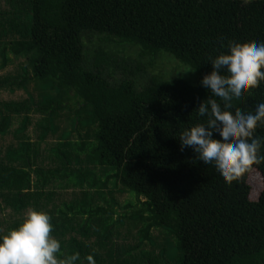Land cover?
Masks as SVG:
<instances>
[{
  "label": "trees",
  "instance_id": "obj_1",
  "mask_svg": "<svg viewBox=\"0 0 264 264\" xmlns=\"http://www.w3.org/2000/svg\"><path fill=\"white\" fill-rule=\"evenodd\" d=\"M98 41L139 54L109 53ZM229 42H264V0H0V72L23 73L1 76L0 89L31 79L53 91L0 101V236L35 209L50 215L60 259L78 255L73 264H91L89 256L94 264H135L137 246L126 247L116 228L127 219L140 244L155 228L175 239L171 256L139 252L145 264H264V161L229 184L180 147L182 132L208 119L196 111L201 102L215 99L233 115L264 102V82L230 109L201 86L209 57ZM161 53L192 68L197 82L153 75L143 60ZM66 111L70 120L55 137ZM22 113L11 130V116ZM29 115L39 119L36 148L25 136ZM255 135L264 137V124ZM58 180L64 185L52 190ZM111 181L120 197L138 202L105 191Z\"/></svg>",
  "mask_w": 264,
  "mask_h": 264
},
{
  "label": "clouds",
  "instance_id": "obj_2",
  "mask_svg": "<svg viewBox=\"0 0 264 264\" xmlns=\"http://www.w3.org/2000/svg\"><path fill=\"white\" fill-rule=\"evenodd\" d=\"M209 61L212 70L200 84L224 103V109L232 108L233 100H242L264 82V42H229L226 52L209 57ZM196 111L208 119L182 132L181 150L191 148L229 184L264 161V137L255 135L257 127L264 124V102L257 104L254 112L233 115L222 110L215 99H207ZM52 231L48 213L29 210L16 228L0 236V264H73L78 255L60 259L61 244ZM87 259L94 264L91 256Z\"/></svg>",
  "mask_w": 264,
  "mask_h": 264
},
{
  "label": "rangeland",
  "instance_id": "obj_3",
  "mask_svg": "<svg viewBox=\"0 0 264 264\" xmlns=\"http://www.w3.org/2000/svg\"><path fill=\"white\" fill-rule=\"evenodd\" d=\"M106 43V42H105ZM96 46H100L103 47L104 49L107 50V52L109 53H118L120 55H129V56H137L139 53V49H137L136 47L133 46H126V45H122V47L119 46V44H103V43H99V41L97 42ZM10 59L12 57V55H9ZM149 61V69L150 72L155 75L157 78H159L160 80H166V81H173L176 79H183L186 80L188 82L191 83H196L198 80V75L197 73L190 67L185 66L183 64H181L176 58H174L171 54L168 53H161L158 56H156V58L153 60V62H151L150 58H147L146 60H143V63L145 65H148ZM23 74L22 70H19L18 68L15 67H9L4 69V72H0V77L4 76V78L6 77L8 80H12L14 78H17L19 75ZM53 91H51V89H44L42 87V83L39 80H29L25 83V86L23 88H18L15 87L14 91H9V89L3 88L0 89V101L2 102H18V101H25L26 99H30L31 97H37L40 95H45L46 93H52ZM72 99L70 100V103H77V99L74 97V94L71 93ZM3 115L6 116L8 115L7 112H3ZM26 116V115H25ZM24 113H22L21 115H16L13 114L11 116V130H16L18 128L21 127L22 123L24 122ZM30 116V115H29ZM70 116L71 114L66 112H61L59 114L58 119L56 120V124L59 127V132L56 134L55 137H60L62 134V131H64L63 129H66L67 127V122L70 120ZM39 118V117H37ZM2 119V115H0V121ZM39 119H35L33 116H30V121L27 122V127L28 130L25 133L26 139L30 140L33 144H35V148L37 146V144L35 143L36 139H37V131L38 129H36L35 127V123L34 121H36V123H38ZM38 127V125H37ZM68 130H72L71 127L68 128ZM36 131V132H35ZM81 131V136L84 137L86 135V132L88 131L87 129L84 130H80ZM51 135V134H50ZM74 138L76 140H78V137L76 134H73ZM51 138V137H49ZM91 171H93V173L97 176V178L102 179V180H106V172L103 171V169L101 167H92ZM61 182L58 180L56 181L55 184H53V188L52 190H59V188H62ZM85 188L87 189V187L85 186ZM105 191H110L112 190L114 192V197L118 200H131L134 202V204H136L138 201L136 200V198L134 196H131L128 193H124L121 197L117 194L116 190H113V184L112 181L109 183L107 188H103ZM36 192V191H35ZM56 191H54L55 193ZM145 201L144 198H142V202ZM100 203V202H98ZM118 216H115V219H117ZM116 228L124 233L123 234V238L125 241H127L128 243L124 244L126 245V247L129 244H133L135 246H137L136 248V252H135V257H134V262L135 264H145L142 260H141V256L140 253L141 251L145 252L146 254H148L149 256H151L152 258L154 257H158V253L162 250L165 249V252L171 256L172 254L175 253V239L173 236L169 235L167 232H165L164 229L161 228H155L152 229L150 232V240L145 241L144 243L139 242V237H138V233L136 230L133 229V226L131 225V220L127 219L124 220V224L123 225H117ZM129 238V240L127 239ZM62 241V240H61ZM64 242V241H63ZM88 247V245H87ZM136 258V260H135Z\"/></svg>",
  "mask_w": 264,
  "mask_h": 264
}]
</instances>
